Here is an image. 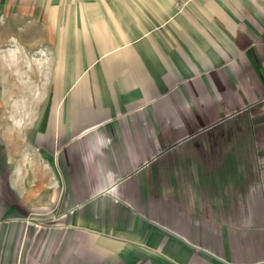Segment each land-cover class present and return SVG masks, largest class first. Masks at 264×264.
<instances>
[{
    "label": "crops",
    "instance_id": "crops-1",
    "mask_svg": "<svg viewBox=\"0 0 264 264\" xmlns=\"http://www.w3.org/2000/svg\"><path fill=\"white\" fill-rule=\"evenodd\" d=\"M0 264H264V0H0Z\"/></svg>",
    "mask_w": 264,
    "mask_h": 264
},
{
    "label": "built area",
    "instance_id": "built-area-1",
    "mask_svg": "<svg viewBox=\"0 0 264 264\" xmlns=\"http://www.w3.org/2000/svg\"><path fill=\"white\" fill-rule=\"evenodd\" d=\"M35 143H36V144H39V142H38V141H36Z\"/></svg>",
    "mask_w": 264,
    "mask_h": 264
}]
</instances>
